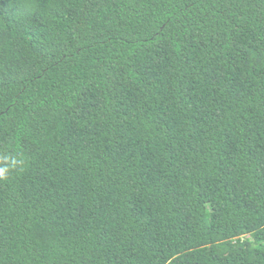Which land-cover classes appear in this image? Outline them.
<instances>
[{
    "label": "trees",
    "instance_id": "trees-1",
    "mask_svg": "<svg viewBox=\"0 0 264 264\" xmlns=\"http://www.w3.org/2000/svg\"><path fill=\"white\" fill-rule=\"evenodd\" d=\"M0 264H264V0H0Z\"/></svg>",
    "mask_w": 264,
    "mask_h": 264
}]
</instances>
